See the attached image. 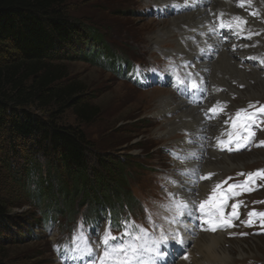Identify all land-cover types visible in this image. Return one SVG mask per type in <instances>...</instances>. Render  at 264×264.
Listing matches in <instances>:
<instances>
[{
  "label": "rangeland",
  "instance_id": "1",
  "mask_svg": "<svg viewBox=\"0 0 264 264\" xmlns=\"http://www.w3.org/2000/svg\"><path fill=\"white\" fill-rule=\"evenodd\" d=\"M162 1L71 0L67 4L70 16L83 24L86 31L97 30V36L114 52L122 55L128 64L120 70L116 65L117 70H115L102 63L95 64L75 58L55 61L56 69L63 71L67 76L64 83H80L85 91L83 102L97 107L100 113L94 121L86 124L78 121L72 109H67L58 117L57 124L81 128L85 131L88 140L92 143V150L89 153L91 174L95 169H101L98 156H102L104 161H109V156H116L121 160L133 159L132 164L134 161L140 162L141 168H131L132 177L130 179V188L137 203H134L133 207L124 205V219L116 223V227L110 224L111 219L104 217L99 226L91 228L85 218V213H88L87 209L90 206L81 207L80 200L77 203L78 209L75 207L77 215L73 220H71V212L67 215L60 214L55 216V222L50 227H44L39 210L23 198L25 193L21 190L22 186L19 181L26 175L25 163L31 157L28 150L32 141L27 143L18 141L19 153L15 154L10 146L16 141L2 136L0 138V198L8 203L10 222H7L5 229L0 232V245L3 248L1 264H91L92 257L73 260L70 258L71 254L66 252V247H74L71 241L80 231L81 226L89 240L97 243L109 227L112 235L121 237L125 230L123 227L125 221L134 222L135 225L147 229L149 240L153 239V233L155 237H159L162 229L169 237L173 235V225L170 222L175 216L174 209H172L174 196L170 194L174 193L173 184L180 177L184 159L189 158L188 152L181 144L182 139L187 138L184 132L187 129L183 126H174L175 132L170 137L162 135L161 132L168 120L177 121V116L182 113L177 111L167 114L166 119L158 116L155 111L159 100L169 96H174L176 100L172 104L173 107L179 106L182 100H187L185 97L192 93L194 88L189 82L193 79L192 76L185 73L184 65L189 57L176 53L178 40L181 42L185 33L180 31L177 23L173 24L178 20L175 15H172V10H176L173 2L170 0L161 5ZM206 1L209 7L215 0ZM219 1L221 0L215 2ZM252 5L255 9L260 8L256 0H252ZM226 9L225 6L224 10ZM211 14L213 15L214 11ZM248 24L253 23L248 21ZM173 25L178 32H175L174 37L161 34L165 27ZM155 35H159L161 40L154 43ZM254 37L262 38L263 36L259 33ZM214 51L211 56L218 57L221 53L219 50ZM73 54L76 53L73 52ZM202 63L205 67L204 60ZM248 66L249 71H254L253 79L262 73V79H264V64L254 60L249 61ZM128 67L132 68L130 74L127 71ZM183 75H186L187 83L181 85L177 77L183 79ZM256 83L255 80H250V85L247 86L234 83L235 89L238 90L231 96L234 100V108L226 114L225 117L228 118L226 123L230 121L229 117L237 108L245 105L247 107L249 103L257 104L256 107L264 104V91L259 92L258 90L257 95L249 91L248 87ZM30 84L31 82L28 83ZM197 88L200 90L199 99H205L211 91L209 80L205 87L198 86ZM195 98L191 97L192 100ZM30 110L47 120L51 112L57 109L34 105ZM203 124L202 130L206 136H201L200 141L204 143V148L197 150L201 153L199 156L201 163L211 162L215 165H222L229 157L237 160L235 161L236 166L228 170L207 172L206 175L214 173L212 182L204 181L199 177L200 183L210 184L199 201L207 199L215 185L227 177H231L227 182L229 187L233 183L238 184L246 179V175H238L239 173H254L256 170L264 169V146H256V142L264 141V130L259 131L256 142L247 150L227 155L219 153V148L218 150L214 148L218 145L216 144L217 138L223 133L212 124L210 116H206ZM178 143L180 146L176 145ZM210 146L214 148L213 152ZM188 169V171L196 172L192 161L189 162ZM200 173L202 174V170L198 172ZM106 179L110 180L109 176H106ZM93 181L94 176L91 177L89 185L93 184ZM252 187V191H245L228 200L229 206L226 207L225 213L231 212L232 203L241 205L239 220H233V227L225 228L230 231L231 235H228L227 241L221 242L225 243L226 248L240 244L245 247V254L239 255L237 251L231 260L221 264H264V229L260 226L259 218H255L251 227L243 223L248 219L247 212L252 210L264 212V180L258 179L257 184ZM57 200L59 201V198ZM52 214L51 212L49 215ZM102 214L105 216V212ZM242 233L246 235H241ZM204 234L209 233L204 232ZM175 251V257H179L180 253H177L176 246ZM209 264L213 263L209 262Z\"/></svg>",
  "mask_w": 264,
  "mask_h": 264
},
{
  "label": "trees",
  "instance_id": "2",
  "mask_svg": "<svg viewBox=\"0 0 264 264\" xmlns=\"http://www.w3.org/2000/svg\"><path fill=\"white\" fill-rule=\"evenodd\" d=\"M70 1L0 0V138L16 141L10 146L15 154L19 153L17 144L32 141L26 175L19 181L23 198L39 210L44 227H50L60 214L71 212L73 220L80 200L81 207L90 206L85 218L94 228L104 217L118 223L124 205L137 203L130 188L131 168L142 166L136 161L132 164L133 159L109 156V161H104L98 156L101 169L91 174L92 143L85 131L57 124L67 109L86 124L100 113L83 102L85 91L80 83H64L67 76L56 69L55 61L75 58L115 70L116 65L122 69L127 64L97 36V30L86 31L70 16ZM34 105L57 110L44 120L30 110ZM92 176L94 181L89 185ZM7 204L0 198V232L10 222Z\"/></svg>",
  "mask_w": 264,
  "mask_h": 264
},
{
  "label": "bare ground",
  "instance_id": "3",
  "mask_svg": "<svg viewBox=\"0 0 264 264\" xmlns=\"http://www.w3.org/2000/svg\"><path fill=\"white\" fill-rule=\"evenodd\" d=\"M168 1L170 0H163V4L161 5L166 4ZM171 1L176 9L172 10V15H175L178 18L173 24L177 23L180 31L185 33V36L181 41L183 43L178 40L179 44L177 45L178 49L176 53L179 55H185L187 58L189 57L186 64L184 63L185 73L193 78L189 82L192 83L195 81L197 86L205 87L209 80L211 85L210 93L203 100L199 99V88H195L192 93H189L188 96L185 97L187 100H182L179 106L177 105L173 107L172 104L176 100L174 99V96L168 95L169 97L159 100L155 111L158 116H162L166 119L168 117L167 114L175 113L177 111L182 113L180 116H177V121L168 120L164 125V130L161 132L162 135L170 137V135L175 132L174 126H183L187 129L184 131L187 134V138L184 140L182 139L181 144L183 145L184 150L188 152L189 158L184 159V164H182L183 169L180 171L179 179L177 178L179 181L173 184L174 193L176 194L174 196L175 203L176 200L181 198H184L185 200L199 201V199L203 198L204 193L210 186L208 183H200L199 177L206 175L207 172L224 169L228 170L230 167L236 166L235 161L237 159H234L233 157L224 160V164L222 165H215L211 162L209 164L201 163L199 157L201 156V153L197 152V150H203L204 148V143L200 141V138L201 136H206V133L202 128L204 127L203 122L206 120L207 115L210 116L212 124L220 130V132L224 133V130L227 129L229 122L226 123L228 118L225 116L231 108H234V100L231 99V96L238 90L234 87L235 82L247 86L250 85V80H255V83H257L254 86H249V91L255 93L254 95H257L260 91H264V79H262L263 73L256 79H253L254 71H249L250 68L249 66L247 67L249 61L257 60L259 62L264 59V0H256L260 5L259 9L254 8L252 0L251 6L246 4L244 8L238 6V0H221L219 2H215V0L209 7H207L208 2L206 0ZM225 6L227 8L226 10H224ZM213 11L214 14H219L220 12L225 13V20L230 19L234 15L246 18L247 21L253 23L252 25L247 24L246 32L251 31L252 33H261L263 37L255 38L256 36L254 37L253 35L249 40L234 35L233 32L228 29H218L217 32L213 33L210 30V26L214 23H218V15H212L211 13ZM252 11H257L259 15H249ZM173 20L174 19L172 18V21ZM175 32L176 30L173 25L172 27H165L161 34L164 33L165 36L174 37ZM161 34L159 35L161 36ZM159 35L154 36V43L161 40ZM214 50H219L221 52L218 57L211 56L214 54ZM248 57H252L253 59H249ZM203 60L205 61V67L202 63ZM183 62L184 61H182V63ZM182 78L185 83H187L186 75H183ZM223 90H225V92H223ZM258 90L259 92H257ZM221 92L223 93L221 94ZM191 97L196 98L192 100ZM196 99H199V101H196ZM254 104L256 103L254 102ZM248 105H250V103ZM213 107H223L224 110L217 114H213L209 111V109ZM201 110H203V116ZM190 122L191 126H189ZM176 145L180 146L179 143ZM214 148L212 149V152ZM191 161L196 172L191 170L188 171L189 162ZM240 163L243 162L240 161ZM201 170L202 174H198ZM212 177H214V175L209 179L203 180L212 182ZM196 215H199L198 209L193 216L184 215L178 217L181 221L179 225L169 221L170 224L172 223L173 225V228L171 227L173 235L175 230L179 229L180 235L183 236L185 243L179 245L172 243L170 240L168 254L164 258L165 264H209V262L213 264H221L225 263L227 260H231L234 253L237 251L239 252V255L245 254V247L240 244H233L234 246L226 248L225 243H221L222 241H227L228 235H231L229 230L222 229L214 233L211 231H204L202 230V227H207V225H202L201 221L196 219ZM204 232H208L209 234H204ZM175 246L177 253H180L179 257H175ZM185 254H187L188 259L183 258Z\"/></svg>",
  "mask_w": 264,
  "mask_h": 264
},
{
  "label": "snow or ice",
  "instance_id": "4",
  "mask_svg": "<svg viewBox=\"0 0 264 264\" xmlns=\"http://www.w3.org/2000/svg\"><path fill=\"white\" fill-rule=\"evenodd\" d=\"M246 4L251 6V0H238L239 7L244 8ZM214 15H218V23L210 26V30L213 33L217 32L218 29H228L234 35L249 40L253 35H259V33H252L251 31L246 32L248 21L244 17L234 15L230 19L225 20V13L223 12ZM249 15L258 16L259 13L252 11ZM248 58L253 59L252 57ZM260 63L264 64V59L260 60ZM177 80L181 85L185 83L179 77H177ZM197 87L196 82L193 81L192 88L195 89ZM253 108L255 111H249V109ZM223 110V107L209 109L213 114ZM229 120L232 123L231 131L226 133L228 139L217 138L218 145L221 146L222 150L226 149L228 151H240L248 148L256 142V131L264 130V105L256 107V105L250 104L247 109H239L234 117H229ZM256 146H264V141L256 142ZM212 175L214 173H208L201 176L200 179H209ZM238 175H246V179L241 183L231 184L228 188V195H225L222 190V185L227 181H222L215 185L208 198L202 202L185 200L184 198L176 200L172 205L175 211L172 222L179 225L181 221L178 217L184 215L193 216L198 209L199 215H196V219L200 220L202 225H207V227H202V230L214 233L219 229L233 227V220L239 219V208L241 205L232 203L230 205L231 212L226 215L225 209L229 206L228 200L231 196H238L245 191H252V186L257 184L258 179L264 180V169L256 170L254 173H239ZM170 195L175 196L176 194L171 193ZM247 217L248 219L243 222L247 226H253L255 218H259L260 226L264 229V212L252 210L247 212ZM123 227L125 230L121 237L112 235L109 227L97 243L89 240L81 226L80 231L71 241V245H74V247H66V252L71 254L70 258L73 260L92 257L91 264H165L164 258L168 254L170 240L172 243L179 245L185 243L179 229H176L171 237L162 229L159 237H155L153 233V239L149 240L148 230L142 226L135 225L134 222L125 221ZM241 235L246 234L242 233ZM183 258L188 259L187 254Z\"/></svg>",
  "mask_w": 264,
  "mask_h": 264
}]
</instances>
